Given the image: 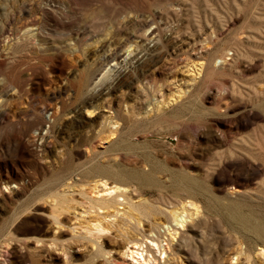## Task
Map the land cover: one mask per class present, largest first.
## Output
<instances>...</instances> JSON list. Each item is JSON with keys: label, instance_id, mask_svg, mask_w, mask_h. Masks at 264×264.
I'll use <instances>...</instances> for the list:
<instances>
[{"label": "rangeland", "instance_id": "374dc122", "mask_svg": "<svg viewBox=\"0 0 264 264\" xmlns=\"http://www.w3.org/2000/svg\"><path fill=\"white\" fill-rule=\"evenodd\" d=\"M239 216L264 231V0H0V264H133L157 223L146 264H264Z\"/></svg>", "mask_w": 264, "mask_h": 264}, {"label": "bare ground", "instance_id": "6f19581e", "mask_svg": "<svg viewBox=\"0 0 264 264\" xmlns=\"http://www.w3.org/2000/svg\"><path fill=\"white\" fill-rule=\"evenodd\" d=\"M140 58H138L137 60H139ZM213 60H214V56L212 53H210L209 56L206 57L205 60L200 63L199 70L202 71V70L208 69V68L212 70ZM162 102H164V101H162ZM102 128L104 129L105 127L103 126ZM90 171L96 173L97 175H100V174H103L106 171H108V166L103 167L101 165H92ZM93 190H95V194L93 196H91V200L96 202V204L99 206L98 207L96 205L98 209H103L106 211H109L110 208L111 209L115 208V206H117V204L118 205L120 204L118 202H123L125 199V195H126L125 194L126 193L125 188L117 186V185L107 186V184L104 181L94 183ZM196 208L197 207H195V209H194L195 211L198 210V209L196 210ZM182 210L183 211L177 213L176 210L175 211L167 210L168 211L167 212L166 210L162 209V210H160V212L164 215L166 214L167 216H170L172 218L171 219L172 223L174 222V226L176 227V229H178V228L183 227L184 223L188 220L189 216L193 214V213L188 214L186 211L184 212V209H182ZM116 211L118 212V210H116ZM190 218H191V216H190ZM238 220L242 224L247 226L248 231L254 233L255 235L259 236L260 238H264V231L262 230L261 227H259V225L257 223H255L256 221L252 223L249 220L245 219L243 216H239ZM154 222L156 223V221H154ZM151 223H152V221H151ZM149 225H151L150 222H149ZM157 225H158V223L154 224L155 228L151 226L152 227L151 229L154 228L153 229L154 234H152L151 232H150L151 234L149 233L150 234L149 235L150 240H147L146 238H144V239H146L145 241H142L141 243L139 242V244L133 243L126 248L124 254H126V256H128L129 258H131L130 260L133 261V264H146V263L152 261V259H153L152 255L149 254L148 251H150V253H152V254L157 253L158 255H162V253L163 254L165 253V251H166L165 246L167 243L162 244V240H159L158 238L161 236V233L162 234L167 233V235L171 239H173L175 234H176V229H175V227H171V226H165V227L163 226V228L161 230H159L160 228ZM97 228H99V227H97ZM98 231H99V229H98Z\"/></svg>", "mask_w": 264, "mask_h": 264}]
</instances>
